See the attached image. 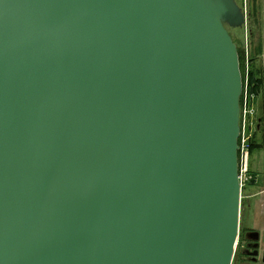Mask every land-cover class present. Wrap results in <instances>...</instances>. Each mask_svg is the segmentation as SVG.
Returning a JSON list of instances; mask_svg holds the SVG:
<instances>
[{
    "label": "water",
    "instance_id": "water-1",
    "mask_svg": "<svg viewBox=\"0 0 264 264\" xmlns=\"http://www.w3.org/2000/svg\"><path fill=\"white\" fill-rule=\"evenodd\" d=\"M238 0H0V264H232Z\"/></svg>",
    "mask_w": 264,
    "mask_h": 264
},
{
    "label": "rangeland",
    "instance_id": "rangeland-1",
    "mask_svg": "<svg viewBox=\"0 0 264 264\" xmlns=\"http://www.w3.org/2000/svg\"><path fill=\"white\" fill-rule=\"evenodd\" d=\"M239 1V0H238ZM229 31L235 41L237 42L238 48L240 50V66H241V72L243 76V84L246 83V79H248V73L249 69L252 68V61L251 56L252 55V49L251 47L247 46V43L244 42V38H246V28H229ZM261 58V56H258L255 61H253V64H256L259 66L258 60ZM250 67V68H249ZM244 90V87H243ZM262 91H258V95L253 103V108L255 111V115L252 118V121L249 122V124L244 122V118L242 117V125H245L244 127L248 128L250 132H252L251 140L248 141V148H249V161H248V172L245 179V182H243L242 186V216H241V226H240V235L238 238L236 253L233 259L232 264H248L243 263L242 258V244H243V237L245 234V230H247L249 227L257 228L264 231V158L261 155L260 150L262 147H264V144L257 135V133L260 130V116L257 112L258 109V100L261 98ZM244 93L241 97V108L242 112L244 111ZM262 101L264 102V99L262 98ZM264 114H262L263 116ZM264 118V117H263ZM247 134V132H246ZM247 140L245 141L246 144ZM240 159L242 158V153H239ZM259 171V172H258ZM257 175H261L259 182L257 181ZM250 197L251 199V208H249L250 205ZM253 205V206H252ZM251 209V211H250ZM251 216V217H250ZM251 219V222L249 220Z\"/></svg>",
    "mask_w": 264,
    "mask_h": 264
},
{
    "label": "crops",
    "instance_id": "crops-1",
    "mask_svg": "<svg viewBox=\"0 0 264 264\" xmlns=\"http://www.w3.org/2000/svg\"><path fill=\"white\" fill-rule=\"evenodd\" d=\"M239 2L244 6L247 16L246 25L243 26L247 30L244 42L247 43L248 47H251V56H261V58H259L258 60V63L260 66V75L262 78V85L260 89L262 91V97L258 100L257 112L264 114V102L262 101V98L264 99V0H239ZM262 114H259L261 119V126L257 135H259L264 144V118L262 119L264 115L262 116ZM260 150H262L261 155L264 158V147H262ZM260 177L261 175H257L258 182ZM251 199L252 198L250 197L249 208H251ZM249 222H251V219L249 220Z\"/></svg>",
    "mask_w": 264,
    "mask_h": 264
},
{
    "label": "built area",
    "instance_id": "built-area-1",
    "mask_svg": "<svg viewBox=\"0 0 264 264\" xmlns=\"http://www.w3.org/2000/svg\"><path fill=\"white\" fill-rule=\"evenodd\" d=\"M244 111L242 112V117L244 118V122L249 124L252 121L253 116L255 115V111L253 108V103L256 99V95L250 91V85L248 79H246V83L244 84ZM243 121V120H242ZM242 125L241 122V134L239 138V153H242V158L239 157V178L241 181V185L243 186V182H245L247 172H248V161H249V148L248 141L251 140L252 132L248 130L246 126ZM247 132V134H246ZM247 140L246 144L245 141Z\"/></svg>",
    "mask_w": 264,
    "mask_h": 264
},
{
    "label": "flooded vegetation",
    "instance_id": "flooded-vegetation-1",
    "mask_svg": "<svg viewBox=\"0 0 264 264\" xmlns=\"http://www.w3.org/2000/svg\"><path fill=\"white\" fill-rule=\"evenodd\" d=\"M243 263L264 264V231L249 227L242 244Z\"/></svg>",
    "mask_w": 264,
    "mask_h": 264
},
{
    "label": "trees",
    "instance_id": "trees-1",
    "mask_svg": "<svg viewBox=\"0 0 264 264\" xmlns=\"http://www.w3.org/2000/svg\"><path fill=\"white\" fill-rule=\"evenodd\" d=\"M240 4L242 5V3H240ZM234 41H235V39H234ZM238 50H239V48H238ZM240 56L241 55H240V50H239V57ZM257 57L258 56L251 57V61H252L253 66H252V68L249 67L250 69H249V73H248V81H249V85H250V91L252 93H254L256 96L258 95V91L261 89V85H262V78L260 75V73H261L260 66L253 64V61H255L257 59ZM240 64H241V62H240ZM240 68H241V66H240ZM262 119H263V117H262Z\"/></svg>",
    "mask_w": 264,
    "mask_h": 264
},
{
    "label": "bare ground",
    "instance_id": "bare-ground-1",
    "mask_svg": "<svg viewBox=\"0 0 264 264\" xmlns=\"http://www.w3.org/2000/svg\"><path fill=\"white\" fill-rule=\"evenodd\" d=\"M237 248V247H236Z\"/></svg>",
    "mask_w": 264,
    "mask_h": 264
}]
</instances>
